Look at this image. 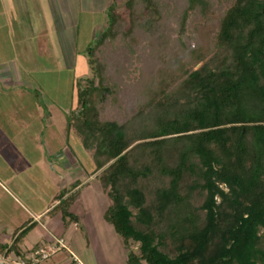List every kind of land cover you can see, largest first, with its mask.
Instances as JSON below:
<instances>
[{"label": "trees", "instance_id": "obj_1", "mask_svg": "<svg viewBox=\"0 0 264 264\" xmlns=\"http://www.w3.org/2000/svg\"><path fill=\"white\" fill-rule=\"evenodd\" d=\"M87 56L67 129L105 181V221L139 245L127 263L264 264V0H113ZM82 190L50 214L79 224ZM33 226L0 252L27 258Z\"/></svg>", "mask_w": 264, "mask_h": 264}, {"label": "crops", "instance_id": "obj_2", "mask_svg": "<svg viewBox=\"0 0 264 264\" xmlns=\"http://www.w3.org/2000/svg\"><path fill=\"white\" fill-rule=\"evenodd\" d=\"M112 2L113 0H0V83L9 84L14 76L19 82L30 81L31 76L45 72L46 68L61 66L63 50L73 51L74 59L79 57L76 54L78 50L87 52L89 46L100 37L106 28L108 9ZM57 36H71L70 48L68 44L61 45L63 40H59ZM65 42L68 43L66 38ZM81 42L87 44V47L80 48ZM86 56L87 54L84 57L88 58ZM8 66L22 69H16V75H13L12 71L5 68ZM83 75H86V72ZM34 104L37 105L34 108L25 106L22 108V113L21 110L16 112V115L24 112L29 115L21 125L16 126L19 127L17 131L20 132L17 137L21 135L23 140L21 144L23 157L20 161L17 157L11 158L9 163L5 161V170L0 169V242L2 244L12 243L15 232L27 222L34 226L24 240L32 231L40 227L48 232L44 244H37L28 251L21 247L23 252H29L27 256L29 258L36 248L46 247L58 238L53 231L45 227L43 223L45 218L51 219L49 226L52 228L61 221V216L50 214L57 204L52 202L60 192L61 175L59 167H55L54 162L51 166H48L47 162H52V159L60 160L62 155L60 152L55 154L56 151L52 149V155L49 156L51 159L49 158L46 162L42 148L46 145L59 148L62 144L61 133L64 132L67 136L72 133L67 129L70 110H64L54 102L47 109V115L53 121L51 124H46L45 113L42 112L38 102ZM61 120L63 126L58 125ZM8 127L14 131L15 126L8 125ZM68 165L70 172L68 178L82 171L77 167L71 169L70 163ZM19 173H27V184L26 182L20 184ZM51 176L57 178V187L49 202L44 204L42 191L45 182L52 181ZM92 176L94 175L90 178ZM39 186L42 190L40 193ZM85 187L78 199L81 206L73 212L79 217L80 222L70 225L68 229L73 227L77 230L84 226L88 237L87 243L91 239L94 244L107 234V228L103 222L107 209L102 211L96 194L89 193L87 189L84 190ZM11 190L26 196L28 202L27 206L20 205L21 202L20 204L15 202L23 211L22 218H24L22 219L24 221L19 223L15 229L8 221L13 216L10 213L11 209L3 205L6 199L14 201L15 197ZM15 199L18 202V199Z\"/></svg>", "mask_w": 264, "mask_h": 264}, {"label": "rangeland", "instance_id": "obj_3", "mask_svg": "<svg viewBox=\"0 0 264 264\" xmlns=\"http://www.w3.org/2000/svg\"><path fill=\"white\" fill-rule=\"evenodd\" d=\"M59 40H63L61 45H67L70 48L71 36H57ZM88 38L89 36H85ZM65 38L68 43L65 42ZM85 38V39H86ZM84 42L80 43V48L87 47ZM104 50V48H101ZM62 51V50H61ZM77 59H74V52L70 50H63V59L61 61V66L46 68L45 72L39 73L38 75L31 76V80H26V82H19L14 76L9 84L0 83V169L5 170V161L10 162L11 158L17 157L20 161L22 149V137L20 134L19 126L24 120L29 117L25 112L23 114H17L16 112L22 113L23 107H36L35 102H38L42 108V112L45 113V123L51 124L53 119L47 115V109L54 102L56 105L64 110L68 109L71 111L75 104V98L77 96V89L79 86H85V79L92 77L89 69L88 58L84 55L87 52L84 50H78L76 52ZM87 57V56H86ZM77 60V61H76ZM9 71H12L13 75H16V69H22L19 67L9 66L5 67ZM86 72V75H83ZM29 79V78H28ZM33 81V82H32ZM22 92V93H21ZM25 114V115H24ZM69 116V115H68ZM105 117H109V114H105ZM33 117H31L32 119ZM68 120V118H67ZM64 124V120H63ZM15 126L14 131L10 130L8 127ZM58 125H62V120ZM62 144L58 148L57 146H45L42 148L43 154L45 155L46 162L49 160V156L52 155V149L61 153L60 160H51L48 166H51L54 162L55 167H59L58 170L61 175L60 179V192L65 190V192L73 191L79 187H85L84 190H88L89 193L96 194L99 205L102 211L108 210L112 202L108 195V189L105 186V181L100 172L96 171V165L92 159L90 153L86 151L80 139L73 133L66 135V133H61ZM54 147V148H53ZM51 159V158H50ZM22 163V162H21ZM71 164V169L73 167L80 168L82 171L77 172L71 178H68V164ZM22 165H24L22 163ZM68 166V167H67ZM51 168V167H50ZM67 169V170H66ZM20 179L18 181L20 184L26 182L27 184V173H19ZM91 175H94L91 177ZM56 176V175H55ZM52 177V176H51ZM40 182V179H39ZM57 178L52 177V181H46L43 191L39 186V193L42 191V196L44 199V204H47L56 190ZM11 189V188H10ZM14 197L18 199V202L14 198L6 199L3 205L11 209L10 213L13 215L8 220L11 227L15 229L19 223H21L23 211L18 208L17 204L28 205L27 197L11 190ZM16 202V203H15ZM204 202V197L197 200L196 204L200 207ZM76 203V204H75ZM71 207V212L76 211L80 206L81 202L78 200ZM56 204V203H55ZM58 204V203H57ZM56 204V205H57ZM82 210V209H81ZM134 216L137 214V210L131 208ZM106 213V212H105ZM74 214V213H73ZM55 216H61L60 213L55 214ZM61 221L55 227H50V218L47 217L43 221L45 227L54 232L58 237L57 239H62L65 242L66 248L62 249L47 261H43L42 264H128V256L132 252H138V244L127 245L121 235L118 233L113 224L103 221L106 228L107 234L100 240L96 241L94 244L90 239L87 243V235L84 231V226L78 228L77 230L69 228L60 217ZM135 221V217L133 218ZM58 222V221H57ZM11 229V228H10ZM68 229V230H67ZM12 232V231H11ZM47 231L41 227L32 231L28 237L24 240L21 247L28 251L32 249L37 244H44L45 238L47 236ZM260 235L262 236V247L264 248V229L260 230ZM63 237V238H62ZM7 239V237H6ZM4 242V241H3ZM55 242V240L53 241ZM11 243H6L9 246ZM40 247V246H39ZM38 247V248H39ZM36 248V249H38ZM88 248V249H87ZM36 249L34 251H36ZM164 252L168 253L171 257H175V253L171 250L162 249ZM32 254V253H31ZM22 260L17 258L15 254H11L10 257L6 258L4 251L0 252V263L6 262V264H14L15 261ZM24 261L29 262L30 258L27 257Z\"/></svg>", "mask_w": 264, "mask_h": 264}, {"label": "built area", "instance_id": "obj_4", "mask_svg": "<svg viewBox=\"0 0 264 264\" xmlns=\"http://www.w3.org/2000/svg\"><path fill=\"white\" fill-rule=\"evenodd\" d=\"M65 248L66 245L64 240L56 239L55 242L50 245L36 249V251L30 255V262L19 260L15 261L14 264H41L43 261H47L53 255Z\"/></svg>", "mask_w": 264, "mask_h": 264}, {"label": "water", "instance_id": "obj_5", "mask_svg": "<svg viewBox=\"0 0 264 264\" xmlns=\"http://www.w3.org/2000/svg\"><path fill=\"white\" fill-rule=\"evenodd\" d=\"M0 264H6V262L3 261V262H1Z\"/></svg>", "mask_w": 264, "mask_h": 264}]
</instances>
